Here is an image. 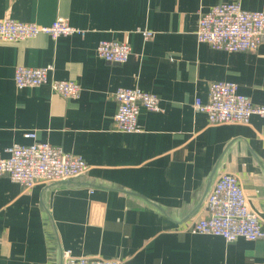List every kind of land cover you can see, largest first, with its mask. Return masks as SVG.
I'll return each instance as SVG.
<instances>
[{
	"label": "crops",
	"instance_id": "0c3cea01",
	"mask_svg": "<svg viewBox=\"0 0 264 264\" xmlns=\"http://www.w3.org/2000/svg\"><path fill=\"white\" fill-rule=\"evenodd\" d=\"M238 1L264 10V0H0V19L50 24L65 18L84 31L0 42V152L34 138L82 157L81 176L23 188L0 176V264H61L74 256L120 258L128 264H264V239L190 231L205 214L218 175L235 173L264 229V120L209 124L193 109L214 80L235 81L264 105V43L226 52L198 42L200 11ZM150 29L143 40L137 30ZM128 40L125 63H108L99 40ZM81 86L65 98L49 86L19 89L16 65L44 67ZM117 87L155 93L158 112L139 109V132L115 129Z\"/></svg>",
	"mask_w": 264,
	"mask_h": 264
},
{
	"label": "built area",
	"instance_id": "2783aa9c",
	"mask_svg": "<svg viewBox=\"0 0 264 264\" xmlns=\"http://www.w3.org/2000/svg\"><path fill=\"white\" fill-rule=\"evenodd\" d=\"M137 31L144 41L154 35L146 28ZM195 31L197 41L212 49L256 51L264 43V10H245L238 1L218 3L199 12ZM43 33L57 39L71 34L83 35L84 31L60 16L50 24L43 25L11 17L0 19V42L26 40ZM95 51L105 62L118 64L125 63L131 54L126 39L99 40ZM13 70L14 85L19 89L46 84L61 97L76 99L79 96L81 86L73 80L55 79L51 75V64L44 67L16 65ZM112 98L116 101L112 117L114 127L126 133L140 131L137 117L140 108L154 112L161 110L158 96L139 87H117ZM207 98L205 102L199 97L195 98L193 109L204 113L209 124H248L253 114L264 120V105L240 93L235 81L214 80L209 85ZM25 136L34 140L28 145L12 144L6 147L3 150L6 156L0 152V176L6 175L12 182L27 189L35 183L73 179L87 171L88 165L82 157L63 152L60 147L47 141H37L34 132ZM190 231L221 236L226 242L240 237L250 241L264 239L261 221L250 210L237 175L228 172L218 175L205 197V214L193 222ZM61 255V264H128L120 258L74 256L70 250L62 251Z\"/></svg>",
	"mask_w": 264,
	"mask_h": 264
}]
</instances>
